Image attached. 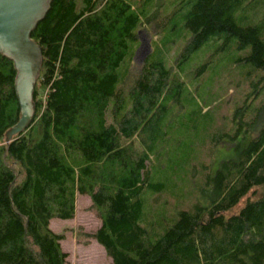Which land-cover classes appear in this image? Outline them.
<instances>
[{"label":"trees","instance_id":"16d2710c","mask_svg":"<svg viewBox=\"0 0 264 264\" xmlns=\"http://www.w3.org/2000/svg\"><path fill=\"white\" fill-rule=\"evenodd\" d=\"M159 1L50 0L30 31L43 54L33 117L9 141L21 104L14 60L0 50V264H67L65 234L51 220L73 218L78 193L101 218L78 236L96 239L113 264H264V102L244 123L245 134L261 120L255 136L239 139L236 160L199 188L208 202L194 197L173 222L157 200L183 181L189 156L163 153L174 109L207 117L187 90L184 64L209 44L248 49L239 59L264 71V0H183L155 20L160 39L134 67L139 31ZM184 28L190 34L169 64ZM251 102L234 110L235 135ZM190 118L181 117L186 131Z\"/></svg>","mask_w":264,"mask_h":264},{"label":"rangeland","instance_id":"374dc122","mask_svg":"<svg viewBox=\"0 0 264 264\" xmlns=\"http://www.w3.org/2000/svg\"><path fill=\"white\" fill-rule=\"evenodd\" d=\"M181 5L183 0L159 1V10L154 21L144 24L139 31L140 46L132 59L134 67L142 64L145 57L152 52L155 42L160 39L162 30L155 27V20ZM189 34L190 31L184 28V33L168 49L166 58L169 64L174 63ZM247 51L248 49L235 51L231 46L220 48L205 44L184 64L182 77L187 90L195 96L196 106L201 107L203 112L207 111V117L206 120L202 119L195 114L193 106L186 105H175L177 109L170 116L173 125L169 127V138L162 146L163 153L173 150L189 153L188 161L182 167L183 181L177 179L179 182L174 188L165 185L157 199L160 203L167 201L164 205L165 211L173 222L178 210L188 208L194 197L200 196L203 203L209 201L207 193L201 194L199 191V188H210L207 183L208 173L214 176L224 161L236 160L239 139L245 136V141H248L259 129L261 120L258 118L249 127V131L243 133L244 123L253 119V109L264 102V71H255L251 62L239 59ZM37 80L38 78L36 82ZM34 87L31 94L33 103ZM250 101L251 107L241 118L242 129L235 135L238 116H233L234 110ZM187 114L194 116L192 121L190 118L192 126L194 125L191 131H186L181 125V117ZM183 190L186 196H183ZM154 194L156 192L150 194L151 201L159 207L161 204L155 202ZM90 206V196L78 193L75 216L68 219L56 217L51 220L52 229L65 234L61 245L68 254L67 264H113L111 256L96 239L78 236L79 229L84 232L94 231L101 225V218Z\"/></svg>","mask_w":264,"mask_h":264},{"label":"water","instance_id":"95a60500","mask_svg":"<svg viewBox=\"0 0 264 264\" xmlns=\"http://www.w3.org/2000/svg\"><path fill=\"white\" fill-rule=\"evenodd\" d=\"M49 2L0 0V50L14 60L17 70L15 86L21 104L20 120L8 130V141L29 124L33 117L35 104L31 101V94L40 75L43 54L41 46L31 38L30 31L44 16Z\"/></svg>","mask_w":264,"mask_h":264}]
</instances>
